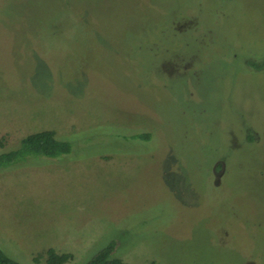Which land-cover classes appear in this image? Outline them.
Returning <instances> with one entry per match:
<instances>
[{
	"label": "rangeland",
	"instance_id": "obj_1",
	"mask_svg": "<svg viewBox=\"0 0 264 264\" xmlns=\"http://www.w3.org/2000/svg\"><path fill=\"white\" fill-rule=\"evenodd\" d=\"M44 129L69 151L0 165L8 257L264 264V0H0V152Z\"/></svg>",
	"mask_w": 264,
	"mask_h": 264
},
{
	"label": "trees",
	"instance_id": "obj_2",
	"mask_svg": "<svg viewBox=\"0 0 264 264\" xmlns=\"http://www.w3.org/2000/svg\"><path fill=\"white\" fill-rule=\"evenodd\" d=\"M140 138H148V133H139ZM248 140H252V135H247ZM70 144L65 140H59L54 136V132L44 129L29 133L22 137L18 144L11 149L0 152V165H6L13 161H18L29 154H39L44 156H56L58 154L67 153ZM114 242L107 243L103 248L98 250L84 264H127L120 258L111 257ZM71 257L68 252L57 253L52 248L45 251L46 264H62ZM0 264H22L5 255L0 249Z\"/></svg>",
	"mask_w": 264,
	"mask_h": 264
},
{
	"label": "flooded vegetation",
	"instance_id": "obj_3",
	"mask_svg": "<svg viewBox=\"0 0 264 264\" xmlns=\"http://www.w3.org/2000/svg\"><path fill=\"white\" fill-rule=\"evenodd\" d=\"M246 131H247V132H246V136H245L244 138H246V139L248 140L247 135H248V134H251V135H252L253 132H251L249 129H247ZM248 141H250V140H248Z\"/></svg>",
	"mask_w": 264,
	"mask_h": 264
},
{
	"label": "crops",
	"instance_id": "obj_4",
	"mask_svg": "<svg viewBox=\"0 0 264 264\" xmlns=\"http://www.w3.org/2000/svg\"><path fill=\"white\" fill-rule=\"evenodd\" d=\"M69 253V252H68Z\"/></svg>",
	"mask_w": 264,
	"mask_h": 264
}]
</instances>
